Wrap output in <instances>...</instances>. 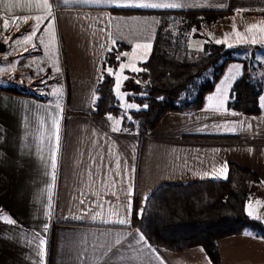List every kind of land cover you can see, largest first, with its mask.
Listing matches in <instances>:
<instances>
[{
  "label": "crops",
  "instance_id": "1",
  "mask_svg": "<svg viewBox=\"0 0 264 264\" xmlns=\"http://www.w3.org/2000/svg\"><path fill=\"white\" fill-rule=\"evenodd\" d=\"M173 2L182 6H131ZM48 3L0 0V34L8 36L17 64L2 69L11 84L0 87V264H216L202 245L182 252L153 246L139 224L158 187L224 180L231 162L255 171L264 191V91L260 113L230 108L232 87L244 70L220 91L229 66L244 64L231 61L202 108L168 111L151 132L139 134L126 131L119 115L94 112L96 88L104 72L115 76V87L120 74L123 87L130 65L140 70L158 36L167 34L174 12L230 10L206 25L209 39L227 46L264 43V0ZM46 24L64 53L65 101L51 87L53 79L34 73L38 45L29 37ZM205 42L190 36L188 45L201 50ZM120 44L129 47L120 66L104 67L108 51ZM41 67L51 69L47 61ZM218 249L219 264H264V238L253 232L227 235Z\"/></svg>",
  "mask_w": 264,
  "mask_h": 264
},
{
  "label": "trees",
  "instance_id": "2",
  "mask_svg": "<svg viewBox=\"0 0 264 264\" xmlns=\"http://www.w3.org/2000/svg\"><path fill=\"white\" fill-rule=\"evenodd\" d=\"M229 11H178L182 25L178 33L170 29L158 36L147 60L139 71H128L122 89L127 99L139 108L124 111L115 91V76L103 73L98 82L94 103L98 115L122 117L126 131L147 134L168 111H194L204 106L231 61L244 63L242 75L235 81L228 105L230 108L258 114L262 111L260 96L264 80L254 76L248 65L249 55L256 57L264 43L227 46L200 33L191 34ZM190 36L205 37L203 49L188 45ZM129 49L120 44L108 51L104 67L118 68ZM244 56H243V55ZM17 94H29L10 89ZM261 180L255 171L230 163L224 180L195 183H170L158 187L147 199L139 227L149 242L173 252L202 245L219 264L218 241L231 234L253 232L264 238V222L247 214L248 202L261 195Z\"/></svg>",
  "mask_w": 264,
  "mask_h": 264
},
{
  "label": "rangeland",
  "instance_id": "3",
  "mask_svg": "<svg viewBox=\"0 0 264 264\" xmlns=\"http://www.w3.org/2000/svg\"><path fill=\"white\" fill-rule=\"evenodd\" d=\"M180 18L181 17H177L173 21H170V23H169L170 24L169 29L174 34L178 33L179 24L183 26V24L185 23V22H183V19H180ZM216 21H214V22H216ZM51 29H52V25L48 26L46 24L43 26V28H39V31L36 32L35 36L32 35L33 32L31 33V39H32L31 43H33V44L37 43V45H38V46H36V48H38V52L34 53L35 54L34 55L35 65L33 64L35 66L34 73H35V75H38V74H41V72H42L41 75L44 74L49 80L53 79V82L51 81L52 82L51 87L57 88L58 93L60 94V96L65 101L67 98V95H68V85H67V81H66L67 80L66 75L64 74V59H63L64 53L61 50L60 39L58 37H55V38L53 37V33H52ZM240 29L241 28H239V30ZM194 30L199 31V32H203L205 35H207L208 38H209V34L211 35V33L209 31L210 29H208L206 25L203 26L200 30H197L194 28L191 31V34L194 33L193 32ZM243 30H244V28H243ZM233 34H237V32H235ZM238 38L239 39L236 38V40H242L245 38V36L244 37H238ZM213 40H215V38H213ZM0 41L3 42L4 44L7 43V46H8L7 51L0 52V87H2V86L11 84L5 80V76L7 75V73L9 75V72H3L2 69L6 68V67H11V66L14 67L15 65L17 66V64H16V61H13V59H11V53H10L11 48H10L8 36L6 34H0ZM46 61L49 63V66H51L50 70L42 69V67H41V64L45 65ZM7 64H8V66H7ZM248 65H249L250 69L253 70L254 76H259L261 74L264 75V49L260 50L256 57L249 55ZM243 66H244V64H242L241 66L240 65L236 66V64H231V66H229L227 72L225 73V75L222 78L223 80H222L221 85H220V91H224L225 89L229 88V86L235 80L237 73L239 71L243 70L242 69ZM129 68H136L135 63L133 62V64H131ZM39 70H42V71L40 72ZM119 75L120 74L116 75L117 84L115 87V91H116V95L119 99L120 106L126 112L131 110V109L139 108L137 104H135V103H133L127 99L128 93L122 89V83L120 81ZM129 105H134L135 107H129ZM260 193H261V195L258 196V198L248 202V204L249 203H252V204H250L246 210H247L248 215H250L249 213H251V215H250L251 217H259V218L264 219V191L262 190V191H260ZM257 202H259V203H257Z\"/></svg>",
  "mask_w": 264,
  "mask_h": 264
},
{
  "label": "snow or ice",
  "instance_id": "4",
  "mask_svg": "<svg viewBox=\"0 0 264 264\" xmlns=\"http://www.w3.org/2000/svg\"><path fill=\"white\" fill-rule=\"evenodd\" d=\"M64 3H68V0H63ZM84 2H88V0H84ZM42 4L45 8H49L50 5L48 3V0H42ZM123 6H129V5H123ZM131 6H135V7H141V8H178L181 7L182 5L179 3H139V4H133ZM37 20H40V17H36ZM5 23V27H7V21L4 22ZM39 31V25L36 26V28L34 29L32 35L35 36L36 32ZM195 31V30H194ZM29 39H31V37H29ZM121 67H124L123 65ZM58 70V69H57ZM133 71H139V69H135L133 68ZM127 77H125L126 79ZM210 100L212 99L211 97L209 98ZM129 107H135L134 105H129ZM57 140H59V137L57 135ZM55 156H53V163H52V167L55 168ZM259 203V202H257ZM251 215V213H249ZM4 219L7 221L8 224H13L14 221L9 219L8 217H4ZM118 223L124 224L126 223V221L124 219H121L118 221ZM141 239H143V236H141ZM45 241L41 240V244H44ZM120 240H116L115 244H120ZM115 244L113 245H109L107 248V252L112 251V248L115 247ZM106 254V253H105Z\"/></svg>",
  "mask_w": 264,
  "mask_h": 264
},
{
  "label": "water",
  "instance_id": "5",
  "mask_svg": "<svg viewBox=\"0 0 264 264\" xmlns=\"http://www.w3.org/2000/svg\"><path fill=\"white\" fill-rule=\"evenodd\" d=\"M6 49V45L0 41V52H4Z\"/></svg>",
  "mask_w": 264,
  "mask_h": 264
}]
</instances>
